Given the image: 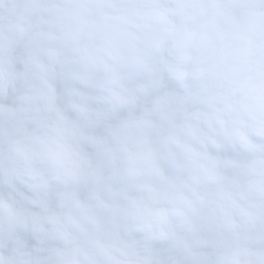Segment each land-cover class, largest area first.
I'll list each match as a JSON object with an SVG mask.
<instances>
[{"label": "snow or ice", "instance_id": "1", "mask_svg": "<svg viewBox=\"0 0 264 264\" xmlns=\"http://www.w3.org/2000/svg\"><path fill=\"white\" fill-rule=\"evenodd\" d=\"M0 264H264V0H0Z\"/></svg>", "mask_w": 264, "mask_h": 264}]
</instances>
